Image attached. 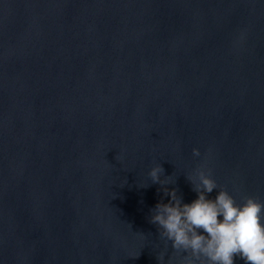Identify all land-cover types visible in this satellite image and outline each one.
Returning a JSON list of instances; mask_svg holds the SVG:
<instances>
[{"label": "water", "instance_id": "obj_1", "mask_svg": "<svg viewBox=\"0 0 264 264\" xmlns=\"http://www.w3.org/2000/svg\"><path fill=\"white\" fill-rule=\"evenodd\" d=\"M205 161L264 201V0H0V264H180Z\"/></svg>", "mask_w": 264, "mask_h": 264}, {"label": "clouds", "instance_id": "obj_2", "mask_svg": "<svg viewBox=\"0 0 264 264\" xmlns=\"http://www.w3.org/2000/svg\"><path fill=\"white\" fill-rule=\"evenodd\" d=\"M192 153L201 155L199 148ZM162 172V165L155 164L149 172L152 181L168 183V178L161 180ZM190 179L195 199L184 202L175 188H165L169 199L158 202L151 217L171 247L183 254L180 264H235L237 258L244 264H264V201L247 195L238 202L218 185L206 161Z\"/></svg>", "mask_w": 264, "mask_h": 264}]
</instances>
